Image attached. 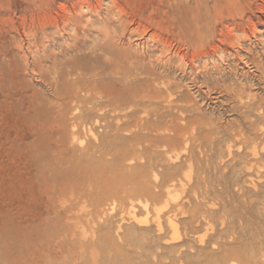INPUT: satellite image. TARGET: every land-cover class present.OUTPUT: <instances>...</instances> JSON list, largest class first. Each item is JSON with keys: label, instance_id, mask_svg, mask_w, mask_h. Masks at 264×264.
Segmentation results:
<instances>
[{"label": "rangeland", "instance_id": "1", "mask_svg": "<svg viewBox=\"0 0 264 264\" xmlns=\"http://www.w3.org/2000/svg\"><path fill=\"white\" fill-rule=\"evenodd\" d=\"M115 2L0 0V264H264V0Z\"/></svg>", "mask_w": 264, "mask_h": 264}, {"label": "bare ground", "instance_id": "2", "mask_svg": "<svg viewBox=\"0 0 264 264\" xmlns=\"http://www.w3.org/2000/svg\"><path fill=\"white\" fill-rule=\"evenodd\" d=\"M107 1H108L107 4H108L109 7L113 8V9L116 7V2H117V1H116V2H115V0H107ZM198 1L201 2L202 6H207V4L209 3V1H215V2H216V1H218V0H198ZM222 1H223V0H222ZM237 1H238V0H237ZM257 1H258V0H257ZM224 2H225V1H224ZM247 4H248V5H247ZM225 5H226V4H225ZM255 5H256V4H255ZM231 6H232V5H231ZM263 7H264V6H263ZM116 8H117V7H116ZM203 8H204V7H203ZM232 8H233V7H232ZM252 8H253V3L249 4L248 2H246V6H245V5L240 6V7L238 8V10H239L238 13H237V14H233V20H234V18H237V17H235V16L238 15V16H239V19H238V20H239V21H243L247 14H250V13L253 14V13H254V12H253V9H254V8H253V9H252ZM119 9H120V8H119ZM199 9H200V8H199ZM225 9H227V8H225ZM259 9H260V8H259ZM117 10H118V9H117ZM261 10L263 11V9H261ZM213 11H214V10H213ZM219 11H221V9H220ZM203 12H204V11H203ZM221 12H222V11H221ZM234 12H235V11H234ZM236 12H237V11H236ZM236 12H235V13H236ZM261 13H262V12H261ZM263 13H264V12H263ZM123 14H124V13H123ZM205 14H207V13H205ZM222 14H223V13H222ZM256 14H257V13H256ZM119 15H121V14H119ZM220 15H221V14H220ZM201 16H202V15H201ZM209 16H210V15H208V17H209ZM209 18H210V17H209ZM221 18H222V17H221ZM210 19H211V18H210ZM201 20H202V19H201ZM211 21H212V20H211ZM218 21H220V20L218 19ZM218 21H217V20H214V22L211 23V24H213L214 27H215L216 25H218V23H219ZM199 23H200V22H199ZM199 23H198V25H199ZM222 23H223V22H222ZM249 23H250V22H249ZM253 25H254V24H253ZM203 26H204V28H206V27H205L206 24L203 25ZM203 26H202V28H203ZM231 26H232V25H231ZM251 26H252V25H251ZM217 27H218V26H217ZM246 27H247V26H246ZM246 27H245V28H246ZM188 28H190V26H188ZM202 28L199 27V29H201V30H202ZM212 29H213V26H211L209 29H208V28H207V29H203V35H202V38H204V37L206 38V36H208L207 34L209 33L208 31H210V30H212ZM251 29H252V28H251ZM253 29H254V27H253ZM233 30L236 31L237 29H236V28H233ZM199 31H200V30H199ZM200 32H201V31H200ZM226 32L228 33V31H226ZM240 32L242 33V35H241L242 37H241V38H242L243 40H242V41L239 40V41H241V42H236L238 45H241V43H242L243 41L246 40V41H248V47H251V48H252V46H253V48H254V46H256V45L259 44L260 47H262L263 50H264V32H261V31H260L261 34H258V33H257V30H256V33L253 32V33H254V36H253V37L247 35V32H246L245 30H242V31H240ZM251 32H252V31H251ZM200 34H201V33H200ZM228 34H229V33H228ZM228 34H227V35H228ZM231 34H232V33H231ZM236 34H237V33H236ZM184 35H185V34H184ZM223 35H224V34H223ZM250 35H251V34H250ZM252 35H253V34H252ZM182 36H183V35H182ZM210 36H211V35H210ZM105 37H106V36H105ZM231 37H232V36H231ZM101 38H102V37H101ZM186 38H187V37H186ZM211 38H212V37H211ZM218 38H219V37H218ZM222 38H223V37H222ZM232 38H233V37H232ZM236 38H237V37H236ZM236 38H235V39H236ZM99 39H100V38H99ZM99 39H98V40H99ZM106 39H107V38H106ZM152 39H155V38H152ZM189 39H191L190 36H189ZM206 39H207V38H206ZM220 39H221V38H220ZM104 40H105V39H104ZM157 41H159V40H157ZM160 41H161V40H160ZM163 41H164V40H163ZM207 41H208V40H207ZM99 42L101 43V40H99ZM152 42H153V40H152ZM161 42H162V41H161ZM202 42H203V41H202ZM205 42H206V41H205ZM153 43H154V42H153ZM155 43H158V42H155ZM155 43H154V44H155ZM192 43H193V41H192ZM211 43H212V42H211ZM223 43H224V42H223ZM243 43H245V42H243ZM243 43H242V44H243ZM191 45H192V44H191ZM226 45H227V44H226ZM233 45H234V44H233ZM194 46H195V45H194ZM201 46H202V43H201ZM212 46H214V45H212ZM155 47H156V45H155ZM164 47H165V46H164ZM257 47H258V46H257ZM257 47H256V48H257ZM200 48H201V47H200ZM214 48H215V47H214ZM251 48H250V51H252ZM204 49L206 50V48H204ZM229 49H230V48H229ZM162 50H163V49H162ZM201 50H202V49H201ZM207 50H208V49H207ZM216 50H217V49H216ZM222 50H223V49H222ZM243 50H244V49H243ZM245 50H246V49H245ZM166 51H167V50H166ZM213 51H214V50H213ZM220 51H221V50H220ZM223 51H224V50H223ZM232 51H233V50H232ZM248 51H249V50H248ZM169 52H170V51H169ZM217 52H219V51H217ZM164 54H165V53H164ZM164 54H163V55H164ZM207 54H208V53H207ZM211 54H212V52H211ZM211 54H208V55H211ZM220 54H221V53H220ZM263 54H264V53H263ZM159 55H160V54H159ZM202 55H203V53H202ZM216 55H217V54H216ZM242 55H243V54H242ZM258 55H259V54H258ZM199 56H200V55H198V58H200ZM211 56H212V55H211ZM231 56H232V54H231ZM235 56H236V55H235ZM256 56H257V55H256ZM181 57H184V56H180V58H181ZM192 57H193V56H192ZM205 57H206V56H205ZM222 57H223V56H222ZM225 57H226V56H225ZM157 58H162V57H157ZM157 58H156V59H157ZM201 58H203V57H201ZM227 58H228V57H227ZM182 59H183V58H182ZM182 59H180V62H181ZM184 59H185V57H184ZM158 60H159V59H158ZM167 60H168V59H167ZM215 60H216V59H215ZM240 60H241V59H240ZM263 60H264V59H263ZM155 61H156V60H155ZM164 61H165V60H164ZM197 61H198V60H197ZM220 61H221V59H220ZM226 61H227V60H226ZM231 61H232V60H231ZM238 61H239V60H238ZM252 61H253V63H252L253 66L256 68L255 71L259 72L258 75H260L261 78H262V80H264V64H263V63L260 64L261 62H260V63H257L255 59H252ZM182 62H183V61H182ZM192 62H193V61H192ZM192 62H191V63H192ZM152 63H153V62H152ZM184 63H185V62H184ZM195 63H196V62H195ZM219 63H220V62H219ZM156 64H157V63H156ZM156 64H155V62H154V65H156ZM160 64H161V63H160ZM181 64H182V63H181ZM181 64H180V65H181ZM227 64H228V63H227ZM237 64H238V62H237ZM162 65H164V64H162ZM162 65H161V66H162ZM165 65H168V64L165 63ZM165 65H164V66H165ZM211 65H212V64H211ZM244 65H245V64H244ZM249 65H250V64H249ZM152 66H153V65H152ZM158 66H159V65H158ZM181 66H183V64H182ZM184 67H187V66L185 65ZM245 67H246V66H245ZM160 68H161V67H160ZM168 68H169V66H168ZM168 68H167V69H168ZM188 68H189V67H188ZM190 68H191V67H190ZM225 68H226V67H225ZM240 68H241V67H240ZM246 68H247V67H246ZM248 68H250V67L248 66ZM250 69H251V68H250ZM190 70H191V69H190ZM214 70H215V69H214ZM233 70H235V72H234ZM233 70H232V72L237 73V68H236V66L234 67ZM240 70H241V69H240ZM169 71H170V70H169ZM252 71H253V70H252ZM190 72H191V71H190ZM226 72H229L228 74H230V70H229V71H226ZM232 72H231V74H232ZM240 72H241V71H240ZM245 72H246V71H244V73H245ZM250 72H251V71H250ZM250 72H249V73H250ZM253 72H254V71H253ZM247 73H248V72H247ZM215 74H216V73H214V75H215ZM238 74H239V72H238ZM254 74H255V73H254ZM254 74H253V75H254ZM190 75H191V74H190ZM190 75H189V76H190ZM232 75H233V74H232ZM240 75H241L242 77H240V76H239V77H240V78H243L245 74H240ZM249 75H250V74H248L247 76L245 75V76H246L245 79H247V80L249 79V80H250V79L253 77L252 75H251L252 77L249 76ZM219 76H220V74H219ZM219 76H218V77H219ZM225 76H226V73H225ZM203 77H205V76H203ZM211 77H212V76H211ZM213 77H214V79H215L216 76H213ZM213 77H212V78H213ZM228 77H229V76H228ZM232 77H234V76H232ZM212 78H211V79H212ZM226 78H227V77H226ZM226 78H225V79H226ZM253 78H254V77H253ZM162 79H163V78H162ZM202 79H203V78H202ZM202 79H201V80H202ZM209 79H210V78H209ZM211 79H210V80H211ZM219 79H220V78H219ZM221 79H222V78H221ZM254 79H255V78H254ZM257 79H258V78H257ZM222 80H223V79H222ZM164 81L166 82V80H164ZM202 81H204V80H202ZM202 81H201V82H202ZM215 81H217V80H215ZM219 81H220V80H219ZM237 81H238V78H237ZM168 82H169V80H168ZM173 82H174V81H173ZM191 82H192V81H191ZM199 82H200V80H199ZM195 83H196V82H195ZM170 84H171V83H170ZM170 84H169V83L165 84V83L163 82V80H162V85H165V86H168V87H169ZM173 84H174V83H173ZM199 84H200V83H199ZM207 84H208V83H207ZM204 86H205V85H204ZM242 86H243V85H242ZM258 86H259V85H258ZM199 87H201V85H200ZM199 87H198V88H199ZM205 88H206V87H205ZM232 89H233V88H232ZM208 90H209V89H208ZM205 96H206V95H205ZM217 98H218V97H217ZM214 99H215V98H214ZM205 101H207V100H205ZM206 103H207V102H206ZM177 158H178V155H175V156H174V160H177ZM171 200H174V198H172Z\"/></svg>", "mask_w": 264, "mask_h": 264}]
</instances>
